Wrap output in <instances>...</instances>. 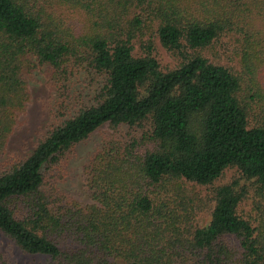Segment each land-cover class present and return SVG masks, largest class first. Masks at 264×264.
I'll return each instance as SVG.
<instances>
[{"label": "trees", "instance_id": "16d2710c", "mask_svg": "<svg viewBox=\"0 0 264 264\" xmlns=\"http://www.w3.org/2000/svg\"><path fill=\"white\" fill-rule=\"evenodd\" d=\"M37 66L57 84L52 121L5 161ZM80 72L89 98L68 91ZM146 122L82 164L85 201L46 181L99 126ZM0 231L57 264H264V0H0Z\"/></svg>", "mask_w": 264, "mask_h": 264}, {"label": "rangeland", "instance_id": "374dc122", "mask_svg": "<svg viewBox=\"0 0 264 264\" xmlns=\"http://www.w3.org/2000/svg\"><path fill=\"white\" fill-rule=\"evenodd\" d=\"M220 59H226L228 55L224 45L217 47ZM153 53L161 68H166L175 63L174 56L162 47L157 41L153 44ZM28 96L21 111L16 114L15 123L6 140L5 161L23 157L34 146L37 138L45 131L52 121L51 109L55 107V102L59 97L57 84L51 80L48 71L44 67H35L27 76ZM69 93L81 91L87 93L89 98L98 81L80 72L69 77ZM63 93V91L61 90ZM85 97V96H84ZM64 97H61V99ZM148 122L143 126L118 125L115 128L108 124H103L94 129L88 137L76 143L71 152L60 165L53 168L50 175L46 176V181L55 187L80 201L87 199V193L83 182L82 164L93 153L106 136H112L120 140H127L129 137H138L141 132L147 130ZM237 176L234 167H226L221 175L213 181L219 183L228 181ZM243 183L242 180L239 181ZM191 185V184H189ZM195 190L203 193V185H193ZM53 187V186H52ZM251 194H247L238 204L239 213L247 216L251 212ZM251 211V212H250ZM208 218V212L203 208L198 216L200 224ZM0 264H57L49 256L40 253H31L20 249L7 235L0 231Z\"/></svg>", "mask_w": 264, "mask_h": 264}]
</instances>
